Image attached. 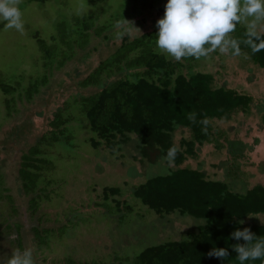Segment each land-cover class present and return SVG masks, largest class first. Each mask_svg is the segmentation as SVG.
Listing matches in <instances>:
<instances>
[{"label": "rangeland", "instance_id": "obj_1", "mask_svg": "<svg viewBox=\"0 0 264 264\" xmlns=\"http://www.w3.org/2000/svg\"><path fill=\"white\" fill-rule=\"evenodd\" d=\"M144 1L149 3V0H46L44 3L22 0L24 31L8 29L0 23V78L24 72L26 76L18 84L21 92L14 93L15 99L9 103V109L5 101L11 97L0 87V264H6L15 249L23 251L25 248L33 250L35 264H65L67 251L80 263L91 264V259L104 257L109 260L114 251L135 252L146 244L181 239L188 230L195 229L193 217L178 212L160 215L134 198L131 202L137 203H129L133 206L131 214L122 219L124 223L120 222L117 212L109 210L117 209V204L103 201L102 188L118 186L121 193L113 197L130 200L132 186L162 172L166 165L164 161L150 164L134 158L137 150L132 143L115 151L103 146L93 149L85 140L88 136L82 126L86 124L85 120L81 125L70 122L74 125L67 132L71 146L52 145L57 168L46 174H53L54 184L46 189L47 197L40 198L36 210L28 203L32 192L24 190L19 176L23 155L42 134L52 129L56 110L68 100L95 90L96 86H81V80L113 53L122 40L116 33L123 29L117 28V22L109 17L118 18L112 14L126 11L124 19L132 21L141 32L131 30L126 34L130 38L156 27V21L163 17L167 0H150L151 4L143 6ZM73 16L95 18L86 44L82 48L75 44L70 58L61 65L56 61L50 67L43 64L46 55L31 34L37 33L46 43L52 44L55 51H60ZM104 21H113L112 26L95 35L94 29ZM257 31L264 32V22ZM246 57L244 53L223 54L217 50L198 64L200 68L196 66V69L213 74L215 86L223 85L247 93L252 97V103L247 112L236 110L229 118L211 119L214 129L223 132L219 137L222 147H216L214 142L201 146L196 143V154L189 162L207 178L227 181L239 192L257 184L264 186V124L259 110V105L264 107V70ZM248 66L252 72L245 70ZM43 75L47 77L45 82L27 98L23 88L28 89L30 80ZM112 78L114 76L109 80ZM182 138H191L188 128L176 130L174 139L178 142ZM228 140H240L243 146L247 145L242 156L233 159L226 147ZM251 217L247 220L264 224V213ZM64 220L80 222L76 235L66 243L71 244L69 247L73 250L60 245L53 251L54 243L49 248L38 244L33 227L55 228Z\"/></svg>", "mask_w": 264, "mask_h": 264}, {"label": "trees", "instance_id": "obj_2", "mask_svg": "<svg viewBox=\"0 0 264 264\" xmlns=\"http://www.w3.org/2000/svg\"><path fill=\"white\" fill-rule=\"evenodd\" d=\"M34 1L44 3L46 0ZM146 4H151L150 0L142 5ZM112 15L118 18H109L119 22L127 12L119 10ZM91 18L71 17L66 36H63L60 44L62 52L55 51L53 45L46 43L37 33L31 34L37 38L43 55H46L42 59L43 64L50 67L56 61L57 65H61L70 58L75 44L82 48L91 35L90 29L95 20ZM112 22H102L94 29V34H102L112 26ZM157 31V27H154L132 38L125 35L114 52L102 59L81 80V86H96L95 90L68 100L56 110L51 121L52 129L42 134L22 157L19 176L24 190L32 192L28 203L36 210L40 198L47 197L46 189L54 184L53 174H46L57 168L52 145L55 147L59 144L63 148L68 144L71 146L67 132L74 125H70V122L81 125V121L85 120L86 124L82 125L87 130L85 140L93 149L103 146L115 151L123 148L124 144L132 143L137 150L134 158L150 164L164 161L166 165L162 172L132 186L130 200L113 197L121 193L118 186L102 188L103 201L107 203L110 200L117 204V209L109 210L117 212L120 222L133 210L129 203H137L131 202L133 198L160 215L178 212L196 220L195 229L188 230L181 239L146 244L135 252L114 251L109 260L104 257L91 259V264H240L232 246L245 242L235 240L231 233L247 227L255 236H264V224L247 220L248 217L264 213V186L257 184L239 192L227 181L207 178L203 171L189 162L196 154V143L201 146L214 142L216 147H222L219 137L223 136V132L214 129L211 119L229 118L236 110L247 112L252 97L234 88L215 86L212 73L196 69L199 63L208 58H185L179 62L168 58L156 46ZM231 36L239 41L240 54H246L251 63L264 70V48L253 52V45L264 41V32L257 31L258 38L250 37L247 23L242 21L236 25ZM245 70L252 72L251 66ZM112 76L114 78L109 80ZM25 77L24 72L10 78H0L2 91L11 97L5 101L8 109L9 103L15 99L14 93L20 94L18 84ZM46 78L43 75L32 82L30 80L28 89L23 88L24 95L30 98ZM259 110L264 124V107L259 105ZM192 115L194 119L189 118ZM182 127L190 130L191 138H182L177 142L174 134ZM242 144L240 140L227 141L226 147L233 159L242 156L243 148L247 147ZM172 146L179 148L174 160L167 158ZM135 220L139 222L137 218ZM239 220L244 223H238ZM79 224L64 220L58 227L40 229L35 226L33 231L38 244L49 248L54 243L53 251L58 250L60 245L73 250L69 247L71 244L66 243L76 235ZM17 236L20 243L21 237L19 234ZM213 248L227 249L228 257H209L207 253ZM57 261L60 262L59 259ZM64 262L87 264L77 261L69 251L64 254ZM244 264L264 262L248 260Z\"/></svg>", "mask_w": 264, "mask_h": 264}, {"label": "clouds", "instance_id": "obj_3", "mask_svg": "<svg viewBox=\"0 0 264 264\" xmlns=\"http://www.w3.org/2000/svg\"><path fill=\"white\" fill-rule=\"evenodd\" d=\"M21 3L22 0H0V23L22 33ZM242 21L247 23L248 35L258 38V26L264 22V0H167L163 17L156 21L158 31L155 43L162 53L177 62L185 58H206L217 50L223 54L239 55V41L232 38L231 33ZM116 27L123 29L116 33L118 39L133 29L140 32L132 21L125 19L117 22ZM262 48L264 41L253 45V52ZM189 118L194 119V115ZM178 151L177 146H172L167 158L174 160ZM238 223L243 224L244 221L239 220ZM231 236L245 242L232 246L240 264L248 260L264 262V236H255L247 227L233 231ZM207 255L226 259L229 253L225 248H213ZM6 264H35L33 250L15 249Z\"/></svg>", "mask_w": 264, "mask_h": 264}]
</instances>
